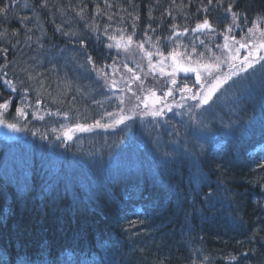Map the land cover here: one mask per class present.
<instances>
[{
	"label": "trees",
	"instance_id": "obj_1",
	"mask_svg": "<svg viewBox=\"0 0 264 264\" xmlns=\"http://www.w3.org/2000/svg\"><path fill=\"white\" fill-rule=\"evenodd\" d=\"M205 24L211 32L196 36ZM121 33L142 57L159 47L201 65L203 43L219 57L214 45L264 42V0H0V76L31 105L80 110L88 115L78 122L94 123L112 107ZM212 64L214 81L228 73ZM245 69L194 110L188 94L149 113L141 98L154 79L142 78L113 103L140 115L99 120L92 149L66 172L53 174L50 151L32 165L26 154L1 156L0 264H264V61ZM14 118L6 112L4 126ZM9 142L0 136L5 154Z\"/></svg>",
	"mask_w": 264,
	"mask_h": 264
},
{
	"label": "rangeland",
	"instance_id": "obj_2",
	"mask_svg": "<svg viewBox=\"0 0 264 264\" xmlns=\"http://www.w3.org/2000/svg\"><path fill=\"white\" fill-rule=\"evenodd\" d=\"M229 28L227 32H230ZM207 29L210 30V28ZM198 31L203 33L206 31V29L201 27L194 30V32H196V36L201 34L198 33ZM219 35L220 33L217 34L216 32H214V36L217 37L216 42H219L218 40L220 38H224L219 37ZM203 45H205L204 51L207 52L209 50L208 45L206 43H203ZM214 46L219 49V51L223 54V57H226L227 53L225 52V49H222V46ZM226 51L231 52L232 48L227 46ZM216 52L218 53V51ZM207 54L208 55H206V62H204V60L199 57L201 65L190 64L179 59L167 60V56L160 55V57L162 58L156 59L155 62L150 65V69L153 70V66L155 65L154 71L156 72L158 64H163L166 66L168 65L169 67L167 66L165 68V66H163L162 71H157V73L159 74H157L156 76H159L161 74H177L179 76L189 75L194 78H196V75H198L199 77L201 76V82L205 83L204 87L206 88V90L195 99L198 103L202 104L199 106H204L205 104H208V106H210V104L214 102L215 97H219L225 93L226 88L229 87L228 84L230 79L233 77L236 78L237 74L235 75L227 71V74L224 73L222 76H220L219 79L214 81L215 77L212 75L213 70L209 67L208 64L210 62L215 64L216 60H218L219 63L221 61L218 56L214 57V54ZM242 55L243 54L240 51L239 46L237 50H233V53L228 60H230V58L232 57H234L235 59H240ZM176 64L181 67L178 68ZM251 64L252 63H249V65ZM147 70L150 71L149 68ZM62 71L65 72V70ZM138 72L139 71L136 68V70L133 72V75ZM111 86L113 90H106L107 92H112L110 98L106 99V101L111 103L112 107L111 109H108L106 113L102 114L99 117V120L105 119L107 122L124 123L129 118L135 119L134 117H138L142 112V108L138 109L135 107L134 109H130L128 111L126 109L124 110L125 107L122 108L123 104L118 106L117 108L113 105L116 100H119L121 103H123L125 97L127 96L126 92L129 91L126 89H131L132 84L123 79L122 76L121 78L117 79L112 78ZM233 97H235V94H230V99H232ZM9 99V102H0V125L4 126L5 122H7L6 120H3L4 114L8 111H12L13 117L15 116L16 118H14V122L12 124H9L3 129L2 133L3 136H5L8 141H10V147H16L14 150L20 153H23V151L20 150L21 147H35L43 152L50 151L55 155L52 160L53 162L51 161V163L54 164L55 167H57L58 164H64L65 162L68 164V162L74 159L79 160V156L83 153V150L87 149L80 146L81 139L87 137L89 140H92L94 137L93 134H96L103 129H100L101 126L99 124H101L102 122H98L99 120L89 124L80 123L77 120L73 119L74 116L70 117L69 113H67L63 109L57 110L56 107L52 106L50 103L36 101V104H42V106L39 107L35 104V102L33 103V105H31L28 98H19L16 101V105L13 106V104L11 103L13 97L10 96ZM163 108H165V106H163ZM116 112H118V114H115ZM157 114H159V112H157ZM83 115L88 114L84 112ZM28 119L30 120V122L32 121V124L25 127L24 123ZM125 125L126 124H122L121 127L126 129V131L128 132H132V128L128 127V125ZM139 134L142 133H138L137 135L140 136ZM25 154L30 158L31 161L32 154L30 152ZM65 168L66 166L64 165V169ZM67 170L68 169H66V171Z\"/></svg>",
	"mask_w": 264,
	"mask_h": 264
},
{
	"label": "bare ground",
	"instance_id": "obj_3",
	"mask_svg": "<svg viewBox=\"0 0 264 264\" xmlns=\"http://www.w3.org/2000/svg\"><path fill=\"white\" fill-rule=\"evenodd\" d=\"M161 101L164 102V103L168 102V97H165V98L161 99ZM2 148H3V145L0 144V149H2ZM8 156H10V159L12 161H14V158H12V155H8ZM48 157H49L50 160H53V158L55 157V155L50 152L49 155H48ZM98 232H101L102 233L101 236L98 237L99 238V241H102V242L106 241V242H108L107 241V238L108 237L105 234V232H102V231H98ZM97 245L99 246V248H102L103 247V244H100V245L97 244ZM12 249L15 250V252H19L20 251V248H18L15 245L12 246ZM13 259H17V258H13Z\"/></svg>",
	"mask_w": 264,
	"mask_h": 264
},
{
	"label": "water",
	"instance_id": "obj_4",
	"mask_svg": "<svg viewBox=\"0 0 264 264\" xmlns=\"http://www.w3.org/2000/svg\"><path fill=\"white\" fill-rule=\"evenodd\" d=\"M263 51H264V49L256 50L257 53H261Z\"/></svg>",
	"mask_w": 264,
	"mask_h": 264
}]
</instances>
